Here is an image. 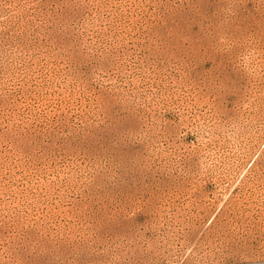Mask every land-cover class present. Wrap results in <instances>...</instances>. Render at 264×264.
Returning <instances> with one entry per match:
<instances>
[{"label": "rangeland", "instance_id": "374dc122", "mask_svg": "<svg viewBox=\"0 0 264 264\" xmlns=\"http://www.w3.org/2000/svg\"><path fill=\"white\" fill-rule=\"evenodd\" d=\"M0 264H264V0H0Z\"/></svg>", "mask_w": 264, "mask_h": 264}]
</instances>
